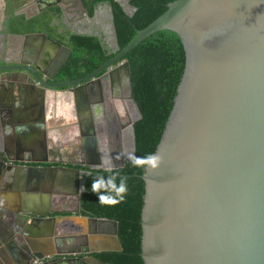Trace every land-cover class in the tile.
I'll return each mask as SVG.
<instances>
[{"label": "water", "instance_id": "95a60500", "mask_svg": "<svg viewBox=\"0 0 264 264\" xmlns=\"http://www.w3.org/2000/svg\"><path fill=\"white\" fill-rule=\"evenodd\" d=\"M114 1L127 15L135 11L129 0ZM75 6L80 17L90 22L100 10L98 7L89 18L82 0H50L38 6L37 13L55 7L65 19ZM106 17L114 53L118 47L109 6ZM161 30L171 31L179 38L184 62L153 152L162 157V163L157 170H144L140 176L142 264H264V0H174L110 59L88 75L67 82H56L55 78L70 50L44 33L25 34L24 41L45 43L47 56L57 52L59 55L46 71L43 68L48 61L27 60L30 56L25 54L17 63L0 67V71H18L42 93L67 92L69 98L71 94L79 95L84 104H88L94 91L99 93V80L107 76L123 90L133 110L127 130L129 153L134 154L132 124L140 114L132 99L128 64L120 60L144 38ZM88 140L93 142V138L86 140L84 162L66 164L84 166L90 171L104 170L105 165H99L94 145ZM5 161L12 162L2 153L0 162L4 165ZM124 161L128 160L120 162L118 168ZM43 169L50 172L47 176L51 180L53 169ZM64 170L58 176L66 182L69 179L80 183L82 190L77 169ZM38 179L42 177L37 176ZM58 189L60 186L52 187L54 195H62L54 206L61 207L53 206L49 212L70 216L45 220L48 213L30 215L37 230L33 241L27 239L31 260L45 263L48 257L56 256L47 264H108L91 254L121 251L116 222L76 215L78 191L63 193ZM68 198L73 200L71 208ZM46 223L55 226V233L58 227L69 233L86 229L91 234V244L56 251L51 245V231L46 238L40 237L41 224ZM0 242L6 252L1 236ZM44 243L48 249L42 248ZM78 255L82 257H74ZM10 258L12 264H20Z\"/></svg>", "mask_w": 264, "mask_h": 264}, {"label": "trees", "instance_id": "16d2710c", "mask_svg": "<svg viewBox=\"0 0 264 264\" xmlns=\"http://www.w3.org/2000/svg\"><path fill=\"white\" fill-rule=\"evenodd\" d=\"M172 1L174 0H129V6L135 9L131 15L125 14L114 0H82V3L89 18L93 16L98 4L110 7L119 51L137 31L157 18L159 11ZM15 10L9 6L4 10L2 28L5 32L14 35L41 32L70 49V56L56 75V82L82 78L117 52H110L101 34L69 33L63 27L59 10L55 7L44 9L29 18L14 14ZM120 61L128 64L132 99L140 114V118L132 124L134 154L144 156L154 152L171 109L183 69L182 46L173 32L161 30L144 38ZM113 172L128 178L125 199L115 205L101 203L99 194L94 193L91 188L92 180L98 175L107 177L112 173L86 170L82 174L83 189L78 199V214L115 221L117 239L121 246L119 252H100L91 256L108 264H142L139 222L143 195L140 176L144 170L134 168L127 161L121 168L113 169Z\"/></svg>", "mask_w": 264, "mask_h": 264}, {"label": "flooded vegetation", "instance_id": "af4514ba", "mask_svg": "<svg viewBox=\"0 0 264 264\" xmlns=\"http://www.w3.org/2000/svg\"><path fill=\"white\" fill-rule=\"evenodd\" d=\"M45 1L50 0H34L32 5H34L36 8L37 6L42 5ZM3 6H2V15L4 16V10L9 6V8L15 9V6H22L25 3V0H2ZM26 4V3H25ZM17 6V7H18ZM107 4H98L95 11L100 7V10L98 11V15L95 20L91 22H85L82 23L85 19L80 17V12L75 7H72L71 11V18L78 19V26H72L69 25V21L65 17L64 22L65 26H63L65 29L69 31V33H86V34H96L99 36V34L103 35V41L106 42L108 49L111 52V43H110V35H109V28L108 24L110 21L106 17L107 13ZM38 8V7H37ZM47 9V8H46ZM94 11V12H95ZM20 14V13H19ZM23 15V14H22ZM37 15V12L36 14ZM34 15V16H35ZM24 16V15H23ZM61 16V15H60ZM25 17V16H24ZM26 18V17H25ZM62 18L60 17V20ZM4 20V18H3ZM0 20V30L2 29L5 34L8 35H14L5 32L4 28H2V22ZM67 20V21H66ZM88 31V32H81V31ZM72 31V32H71ZM35 33H41V32H35ZM34 34V33H31ZM25 35V34H24ZM20 36V35H16ZM23 36V35H22ZM62 45V44H61ZM65 46V45H63ZM66 47V46H65ZM68 48V47H67ZM69 49V48H68ZM70 50V49H69ZM71 53V51H70ZM10 52H5L4 56H8ZM59 55V52L55 55L51 54V58H57ZM30 56V55H29ZM53 56V57H52ZM70 56V55H69ZM32 56H30L31 58ZM35 57V56H34ZM21 58V56H20ZM20 58L18 60H20ZM36 59H41L37 58ZM33 60V59H31ZM53 61V60H52ZM67 61V60H66ZM45 65V64H44ZM6 66L4 63L3 65H0V67ZM49 67V66H48ZM47 70V67H46ZM58 74V73H57ZM100 84V91L99 93L97 91L93 92V95L90 96L88 104H84L80 97L77 95V100L75 102H68L64 98V96L67 97V95L62 94L60 95L62 98V101H65V104L58 103L55 98L58 99L59 95H57V92H54V95H52V115H61L64 117L73 118L74 122L72 124H69L67 127V132L60 138L63 143L70 144L69 150H66V147H59L62 145H59L55 143L53 147L50 149L37 148L35 149V152L33 155H30L28 158L33 161L31 168L33 172L37 173L38 177H42V180L40 182L35 183L34 190L36 192L40 193H47L52 198H54L53 203H57L58 196L62 195H54V192L52 190L53 186H56L61 190V192H68L73 193L82 192L80 188V183L75 184L73 181H70L69 179L66 182V179L61 178L58 176V174H64L66 171H62L65 167H72L74 169H77L80 175H82L86 170H89L87 167L84 166H70L66 164V162H84V154L86 149V140L93 138V142H88L92 145H94V151L97 155V161L99 165H105L110 162L113 166V169H117L120 162H122L124 159H126L127 154H129L130 151V140L127 130V121L130 120L134 113L131 108V106L128 104L127 100L124 98V92L121 88L118 87L114 82H110L107 78V76H103V78H100L99 80ZM56 93V94H55ZM71 97V96H70ZM55 104V105H54ZM87 138V139H86ZM48 141V140H47ZM57 142V140L55 141ZM75 145V146H74ZM6 156V149L2 151ZM0 152V155H2ZM76 155V156H75ZM9 159L10 156H8ZM25 159L24 156L16 155L14 156V160L18 159ZM126 161H124L125 163ZM1 164V162H0ZM2 165H0V168H2ZM52 168L54 173L53 174V181L52 184L49 183V178L47 175L50 174L48 170L43 168ZM4 168V166H3ZM61 168V169H59ZM7 170V168H5ZM3 174V171L0 169V174ZM71 173L68 171V174ZM60 177V179H59ZM82 178V176H81ZM82 183V180H81ZM3 184V183H2ZM49 186H52L49 188ZM83 186V185H82ZM67 187V188H66ZM49 188V189H48ZM58 194V193H55ZM73 201H69L67 205H70L69 208H71ZM55 205V204H54ZM55 209H59L61 206H54ZM79 215V214H76ZM73 215V216H76ZM70 216L69 214L65 213H48L47 216H44V219H51V218H66ZM81 216V215H80ZM31 216L28 215H20V218L22 221L27 219L29 221L27 224H23L22 222V228L20 230H13V233L16 236H13L15 240H12L9 242V244H6L7 250L3 249L0 252V262L2 264H12L11 258L12 257L16 262L20 264H47V261H51L55 259L56 256H50L48 257V260L43 261L40 260H31V254L32 250H30L29 246L26 244V240L31 238V234L28 231L30 230H36V228H33V224L30 221ZM6 224L7 221L5 222ZM46 226H49V223H46ZM16 228V225L13 226ZM10 232L12 229H10ZM18 233V234H17ZM87 230H83L82 232H74L69 233V231L65 228L62 231L54 232L50 235L52 247L56 251H62L64 249L68 248H82L84 246H89L91 243L89 241V236L91 234H88ZM92 233V232H90ZM18 235V236H17ZM61 238V241L58 239ZM33 241L32 239H30ZM44 249H48L47 243H44V246H42ZM37 251V250H34ZM2 253L6 254V259L3 257L2 259ZM76 257H82V255L74 256ZM49 263V262H48Z\"/></svg>", "mask_w": 264, "mask_h": 264}, {"label": "crops", "instance_id": "0c3cea01", "mask_svg": "<svg viewBox=\"0 0 264 264\" xmlns=\"http://www.w3.org/2000/svg\"><path fill=\"white\" fill-rule=\"evenodd\" d=\"M33 1L25 0L26 4L15 6L14 14L20 13L26 18L34 16L38 6L36 5V8H34L35 6L30 4ZM70 10L65 15L69 21L68 23L72 26H78L79 20L71 18ZM3 18L4 16L1 15L0 20L2 21ZM85 22L90 21L86 19L82 21V23ZM61 23L67 28L63 18ZM81 32L88 31L83 30ZM46 46L45 43L37 41H24L22 35L5 34L1 29L0 65L17 62L23 52L25 55L32 56L26 58L27 60L36 59L38 55L42 54L41 59L50 61L51 55H46ZM7 51L10 54L5 57L4 53ZM44 70H46V65ZM36 88V84L30 82L18 71H0V152L2 153L6 149L7 155L12 158V162L5 161V164L0 168L3 171V174H0V236L3 238L4 244H9L10 241L15 240L13 236H16V233L14 234L13 230H20L23 226L22 222L23 224L29 222L27 219L22 221L21 214L28 216L31 214L44 215L53 208L54 198L47 193H38L34 190L35 183L38 182L37 175L34 174L31 168L33 161L28 157L36 153L35 149L37 148L45 146V149H50L55 143L56 145H62L63 141L60 138L67 132L69 124L74 122L73 118L67 116L52 115V95H54V92L44 91L42 93ZM66 93L57 92L56 96L59 95V98L54 100L65 104L60 95ZM76 97L77 95L72 94L70 98L64 96L67 103L75 102ZM56 140L57 142H55ZM63 146L66 147V150H69L70 144L63 143L59 147L62 148ZM16 155L24 156L25 159L18 160L22 162L16 163V161L14 162V156ZM6 221L8 224L5 223ZM15 225L16 228L13 227ZM9 226L12 229L11 232ZM54 227L53 224H49V226L41 224L39 233H42V235L40 237H43L42 239L46 238L47 232L50 231L52 234ZM28 231L32 233L28 241L30 239L34 240L33 235L37 234V230L28 229ZM25 242L29 245L27 240ZM2 246V242H0V252ZM3 257L4 254L2 253V259ZM0 264L2 263L0 262Z\"/></svg>", "mask_w": 264, "mask_h": 264}, {"label": "clouds", "instance_id": "9594fccd", "mask_svg": "<svg viewBox=\"0 0 264 264\" xmlns=\"http://www.w3.org/2000/svg\"><path fill=\"white\" fill-rule=\"evenodd\" d=\"M126 159L131 163L134 168L142 170H157L161 163L162 157L155 153H149L144 156H136L129 153ZM104 171L112 173L105 177L98 175L92 180L91 188L94 193H98V199L101 203L106 204H119L123 202L128 192L127 177L120 176L118 172H113V166L110 162L104 166ZM118 181V182H117Z\"/></svg>", "mask_w": 264, "mask_h": 264}, {"label": "bare ground", "instance_id": "6f19581e", "mask_svg": "<svg viewBox=\"0 0 264 264\" xmlns=\"http://www.w3.org/2000/svg\"><path fill=\"white\" fill-rule=\"evenodd\" d=\"M44 9H46V8H44ZM44 9H42V10H44ZM42 10H39V12L42 11ZM39 12H38V13H39ZM38 13H37V14H38ZM54 42H55V41H54ZM56 43H57V42H56ZM58 44H59V43H58ZM60 45H61V44H60ZM21 54H25V53L23 52V53H21ZM53 59H54V58H51V60L48 61L47 64H45L46 67L50 65V62H51ZM18 61H19V60H18ZM18 61H17V62H18ZM17 62H15V63H17ZM15 63H9V62H8V63H5V64H9V65H10V64H15ZM45 65H44V66H45ZM62 66H63V65H62ZM43 69H44V68H43ZM59 70H60V69H59ZM44 71H46V70H44ZM58 72H59V71H58ZM24 73H25V72H24ZM25 78H26V77H25ZM81 176H82V175H81ZM37 181L40 182L41 180L38 179ZM52 181H53V178H52L51 180L49 179V183H50V184H52ZM50 187H51V186H49V188H50ZM67 200H68V202H69V201L71 202L72 199L68 198ZM72 201H73V200H72Z\"/></svg>", "mask_w": 264, "mask_h": 264}, {"label": "rangeland", "instance_id": "374dc122", "mask_svg": "<svg viewBox=\"0 0 264 264\" xmlns=\"http://www.w3.org/2000/svg\"><path fill=\"white\" fill-rule=\"evenodd\" d=\"M2 6H3V2H2V0H0V17H1V15H2Z\"/></svg>", "mask_w": 264, "mask_h": 264}]
</instances>
